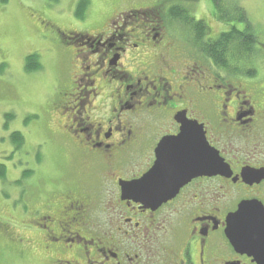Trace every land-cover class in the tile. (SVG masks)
Listing matches in <instances>:
<instances>
[{"label": "flooded vegetation", "instance_id": "af4514ba", "mask_svg": "<svg viewBox=\"0 0 264 264\" xmlns=\"http://www.w3.org/2000/svg\"><path fill=\"white\" fill-rule=\"evenodd\" d=\"M179 3L119 7L94 32L58 29L65 77L41 128L62 146V165L46 172L41 152L14 180L15 207H0V264L3 233L42 249L46 264H264V30L254 25L252 47L219 64L171 20ZM183 126L195 144L172 140ZM164 139V157L214 149L227 168L189 177L161 203L125 193ZM173 177L156 174L148 188ZM243 203L252 208L232 218ZM230 235L261 240L234 246Z\"/></svg>", "mask_w": 264, "mask_h": 264}, {"label": "rangeland", "instance_id": "374dc122", "mask_svg": "<svg viewBox=\"0 0 264 264\" xmlns=\"http://www.w3.org/2000/svg\"><path fill=\"white\" fill-rule=\"evenodd\" d=\"M77 2L8 0L0 3V164L5 165L6 173L5 181L0 178V207L7 202L15 207V195L8 197L7 194L12 195L14 187L18 188L14 180L20 178L25 165L32 169L38 153L41 157V152H44L46 172L52 169L60 172L62 146L48 138L41 128L51 98L57 92L53 87L65 77L64 71H61L64 49L60 46L62 37L58 29L94 32L105 25L115 9L151 5L155 0H90L84 18L75 14ZM242 4L256 28L264 30V0H242ZM193 10L195 15L208 22L212 36L233 25L242 27L237 22L222 23L215 18L211 0L197 1ZM31 54L39 56L42 65L39 71L25 69L26 57ZM63 84L64 81L61 86ZM16 131L25 136L24 148L18 149L11 142L10 136ZM16 192L19 190L16 189ZM17 242L3 233L2 264H46L41 260L42 249L33 251L30 246L22 250ZM23 244L26 245V242Z\"/></svg>", "mask_w": 264, "mask_h": 264}, {"label": "trees", "instance_id": "16d2710c", "mask_svg": "<svg viewBox=\"0 0 264 264\" xmlns=\"http://www.w3.org/2000/svg\"><path fill=\"white\" fill-rule=\"evenodd\" d=\"M168 1V0H167ZM184 4L190 3L194 5L199 0H176ZM8 0H0V3H6ZM214 5L215 11L213 16L219 19L222 23H239L245 26L246 31H242L237 27V25L231 26V28L226 31H220L215 37V39L209 40V42L204 41L206 37L210 34V27L204 20H197L193 14V6H186L179 3L171 9V20L173 22L180 23L185 27H189L192 30L194 37V42L199 46H204L208 53L212 55L216 63H224L226 60V55H230L236 58L237 55L241 53L244 49H250L253 44L252 33L254 32V24L251 22L247 15V10L242 0H211ZM90 5V0H78L76 4L75 14L78 18H84L88 7ZM247 34V35H245ZM211 36V34H210ZM248 40V41H247ZM251 41V42H250ZM246 47V48H245ZM25 69L27 71H37L42 68L39 61V56L36 54H31L26 57ZM9 118V116L7 115ZM11 142L20 149L24 146L25 136L22 132H13L10 136ZM31 171H25L27 176ZM0 178L3 181L6 180L5 165L0 164Z\"/></svg>", "mask_w": 264, "mask_h": 264}, {"label": "water", "instance_id": "95a60500", "mask_svg": "<svg viewBox=\"0 0 264 264\" xmlns=\"http://www.w3.org/2000/svg\"><path fill=\"white\" fill-rule=\"evenodd\" d=\"M190 127L183 126L182 131L179 135L173 137V141L177 144L181 143H190L195 144V138L192 132H189ZM169 139H164L158 149V161L155 167L145 174L136 182L126 183L123 185V191L125 193L137 192L143 199H148L152 196L154 201L161 203L166 197L174 195L179 188L183 185L186 179H189L191 176L201 174L207 171L213 173H224V170L227 168L226 163L220 157L218 151L212 149L210 153H198L196 149L189 148L187 150L177 149L174 157H164L161 155V152L165 149L166 143ZM200 142H203L201 140ZM172 161L176 165V169L170 172L165 171V162ZM165 173H172L174 177L169 185H165L162 181L156 182V185L149 189L148 182L156 174L164 175ZM251 207L248 203H243L240 206L239 211L232 216V218H239L244 212L246 205ZM252 208V207H251ZM262 214V213H260ZM254 215H257L254 213ZM231 242L234 246H247L250 247L253 244H258L261 239L258 237H247V238H237L230 235Z\"/></svg>", "mask_w": 264, "mask_h": 264}]
</instances>
